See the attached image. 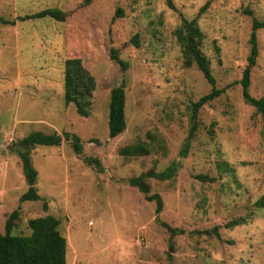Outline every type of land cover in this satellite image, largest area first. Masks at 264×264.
Segmentation results:
<instances>
[{
    "label": "rangeland",
    "instance_id": "obj_1",
    "mask_svg": "<svg viewBox=\"0 0 264 264\" xmlns=\"http://www.w3.org/2000/svg\"><path fill=\"white\" fill-rule=\"evenodd\" d=\"M206 1L0 0L6 19L45 8L67 13L64 21L0 22V233L18 210L13 234H29L33 217L58 220L66 264H264V114L245 102L240 84L252 19L264 20V0H209L200 12ZM182 17L196 19L199 48L223 89L199 109L185 155L190 105L211 85L177 39ZM255 33L249 93L259 98L264 27ZM112 48L125 69L109 58ZM69 57H79L95 78L88 117L64 105ZM121 81L126 126L109 138L110 90ZM35 131L58 133L61 143L31 150L39 199L20 202L27 184L13 144ZM64 132L80 137L81 154ZM135 141H145L148 153H119ZM223 162L233 171L222 170ZM170 167L167 179L142 176L149 194L162 199L156 213L128 179ZM233 220L241 223L229 226Z\"/></svg>",
    "mask_w": 264,
    "mask_h": 264
},
{
    "label": "trees",
    "instance_id": "obj_2",
    "mask_svg": "<svg viewBox=\"0 0 264 264\" xmlns=\"http://www.w3.org/2000/svg\"><path fill=\"white\" fill-rule=\"evenodd\" d=\"M91 0H82V5H87ZM209 5L207 0L200 8L203 12ZM120 12V11H119ZM251 14V11H248ZM67 13L59 8H45L31 14L19 15L15 19H6L0 16V22L3 24H15L16 21H25L28 19L51 18L57 21H64ZM264 27V20L252 19V31L249 37L250 51L247 57V64L242 71L240 79L242 96L246 103L254 106L257 111L264 114V97L255 98L249 93L251 68L255 65L258 55L257 38L255 31ZM137 34L130 41L138 45ZM177 39L184 46V53L190 57V60L203 74L204 78L211 85L208 93L200 96L190 105L191 125L180 151L185 155L190 139L197 129V115L199 109L206 103L218 97L223 89L215 87V79L210 70V64L207 57L199 48V39L201 32L196 24V19L187 20L182 17L181 26L176 29ZM109 58L116 62L121 69H125L127 64L119 58L118 50L112 48ZM96 82L94 76L82 64L79 57H69L64 60L63 70V88L64 105L72 106L75 113L81 117H88L91 112L92 97ZM126 126L125 122V92L124 84L121 81L117 86L111 88L108 106L107 131L108 137L114 138L121 134ZM65 140L70 141L71 148L75 154H81L82 142L80 137L74 133L64 132ZM91 142L98 143L96 139ZM61 136L58 133H43L35 131L20 138L13 145L21 162L23 175L27 184V189L19 197L20 202L34 201L39 199L36 188L37 170L32 164L30 152L38 145H60ZM149 148L145 141H135L127 144L119 150L123 156H135L148 153ZM91 162V160L89 161ZM99 165V162L96 163ZM95 164V165H96ZM221 165V166H220ZM219 167L225 171H233L226 162L220 163ZM175 168L170 167L166 171L154 173L147 172L141 176L128 179V183L137 187L148 201L155 202V212L159 213L162 209V199L159 194H149L148 186L142 180V176L156 177L158 179H167L174 175ZM201 179H207L206 176L198 175ZM18 216V210H13L6 222L5 231L0 233V264H66V239L58 230V220L50 215L38 216L28 219L27 225L29 234L17 235L12 233L14 220ZM240 220V219H239ZM239 220H233L228 225L240 224ZM165 226L173 233L175 229L169 225Z\"/></svg>",
    "mask_w": 264,
    "mask_h": 264
}]
</instances>
